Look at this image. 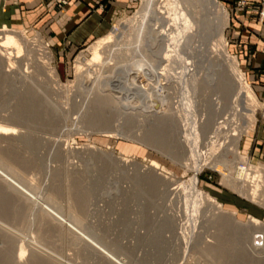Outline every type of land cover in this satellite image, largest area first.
<instances>
[{"label": "rangeland", "instance_id": "rangeland-1", "mask_svg": "<svg viewBox=\"0 0 264 264\" xmlns=\"http://www.w3.org/2000/svg\"><path fill=\"white\" fill-rule=\"evenodd\" d=\"M189 1L183 6L193 20L182 27L171 22L170 0H96L107 30L73 49L52 31L69 0H43L45 17L36 20L29 16L35 6L18 5L19 22H11L13 12L0 17L23 49L16 57L14 48L0 47V123L14 128L0 137V157L15 168L0 159L15 186L0 178L13 201L11 215L0 214L6 264H38L35 256L50 264H118L107 252L124 264H264V148L244 151L264 123V97L243 62L253 54L241 53L231 25L232 13L247 5L217 0L227 14L217 22L205 0ZM259 8L251 7L257 21ZM157 18L174 29L167 62L153 34ZM112 30L103 63L87 65L85 50ZM233 64L253 95L237 109ZM169 65L170 81L158 83L159 68ZM222 167L231 178L240 167L259 172L257 194L242 178L234 187ZM221 215L231 221L223 233ZM216 244L226 257L208 251Z\"/></svg>", "mask_w": 264, "mask_h": 264}, {"label": "bare ground", "instance_id": "bare-ground-1", "mask_svg": "<svg viewBox=\"0 0 264 264\" xmlns=\"http://www.w3.org/2000/svg\"><path fill=\"white\" fill-rule=\"evenodd\" d=\"M151 1V0H150ZM160 1V0H159ZM172 1V2H171ZM188 0H170V3L167 4V12H170L172 14V19H171V22H173V24L175 23H178L179 21H183V24L181 25L182 27H185V26H188L190 23H191V20H193L191 18V13L189 14L188 11L186 10L187 6H185L184 8V3H186ZM192 0L189 1V3L191 2ZM204 1V0H203ZM194 2V1H193ZM205 2L211 7L212 11L215 13L216 15V18H217V22L218 20H220V17H221V22H222V18L223 19H226L227 18V14H226V11L224 10L223 6L217 1V0H205ZM147 3V2H146ZM173 3V4H172ZM155 4V2H154ZM172 4V5H171ZM194 4V3H193ZM191 4V5H193ZM147 5V4H146ZM150 5V4H149ZM163 6V5H162ZM161 6V7H162ZM189 6V5H188ZM147 7V6H146ZM150 7V6H149ZM148 7V8H149ZM151 7H154L151 5ZM150 7V8H151ZM190 7V6H189ZM209 7V8H210ZM156 8V7H155ZM151 9H154V8H151ZM163 9V7H162ZM160 10V9H158ZM156 10V12L158 11ZM159 13V12H158ZM147 15V14H146ZM161 15V14H160ZM163 15V14H162ZM161 15V16H162ZM168 16V15H167ZM170 17V16H168ZM164 19V18H163ZM166 19V18H165ZM131 21V20H130ZM150 21V20H149ZM154 24H159V21H160V18H157L156 20L154 19ZM166 21V20H165ZM168 21V20H167ZM146 22V21H145ZM194 22V21H193ZM192 22V23H193ZM201 23V22H200ZM179 25V24H178ZM220 25V24H219ZM172 25L170 23H168L166 25V23L164 24H160L158 25L156 28H155V31L153 32L154 36L156 37V44L158 46V49H159V53H160V56L159 58L162 59V62H167L169 60H171L172 56H171V53H172V49H170L171 47L174 48V44L176 43L175 42V35L174 32H173V28L171 27ZM205 26V25H204ZM207 26V25H206ZM154 30V28L152 29ZM146 31V30H145ZM176 32V31H175ZM2 33V34H1ZM173 33V34H172ZM178 32H176L177 34ZM0 47H4V48H14L16 51H15V55L16 57L20 55L21 51L23 50L22 49V46H21V43L19 41V39L10 33L9 30H7V28L5 26H0ZM179 34V33H178ZM19 36V35H18ZM181 36V35H179ZM158 37V38H157ZM114 38V31L112 30L111 32H109L107 35H105L104 37H101L99 38L97 41L93 42L85 51H87V56H86V64L89 65V64H92V63H101L103 60H102V52L101 50L103 49V47L107 44H109L110 42H112ZM185 40V39H184ZM187 40V39H186ZM183 41V40H182ZM175 42V43H174ZM10 51V50H9ZM157 52V51H156ZM9 55H11V52H7ZM162 55V56H161ZM8 62V61H7ZM11 63V62H10ZM103 63V62H102ZM13 64V63H12ZM82 66L81 65H77V69H81ZM160 71L157 74V77L158 75H160V79L158 80V83L162 82V83H166L170 80H168V74L170 72H173L172 69V65H169V69L168 70L166 68V66H163L162 68H159ZM232 69V73H233V77H234V80H236V85H237V93L234 95V107L235 109L238 108L239 104L241 103L242 104V101L243 99L244 100H249V101H253V95L249 89V87L247 85H244L243 81L240 79V76L238 75V73L235 71V66L234 64L231 65V68ZM174 70V69H173ZM168 71V73H167ZM155 74V75H156ZM171 75V74H170ZM168 80V81H167ZM228 81H230L228 79ZM109 82V81H108ZM193 83V82H192ZM230 83V82H229ZM229 83H228V86H229ZM108 83H107V79L104 81L101 82L99 88H100V93L107 87ZM225 88V86H224ZM234 88V87H233ZM229 89V87H228ZM231 90V89H229ZM229 92V91H228ZM234 93V91H233ZM121 94V93H120ZM229 111V110H228ZM235 113V112H234ZM187 125V124H186ZM186 125H184V127L186 128ZM13 130L14 128L6 125V124H1L0 123V137H2L3 139L7 138L5 137V135L7 134H12L13 133ZM218 128L217 127H214V129H212L211 133L213 134L212 138L211 136L208 137L206 140L207 142H209L208 145H210V150L212 149L213 147V144L215 143L214 140L217 139V133H218ZM188 133V132H187ZM216 147V146H215ZM6 151V150H5ZM9 151V150H8ZM211 152V151H210ZM7 153V152H6ZM210 156L212 155L211 153H209ZM226 154V153H225ZM5 155V154H4ZM6 158H8L9 156H5ZM1 159V162L3 163L4 166H7V168L11 171V172H14L15 173V168L12 167L11 164H8L7 163V160L3 157H0ZM224 159V158H223ZM221 160V159H220ZM209 161V157L207 158L206 162ZM154 167V168H158V164L156 162H151L150 163V167ZM197 165H195V168H196ZM211 166H218V163L217 162H214ZM249 168V167H248ZM246 169L245 167H240L238 168L237 170V178H231L227 173H226V169L224 167H222L220 169V171L222 172V175L226 178L229 176V178L227 179L229 181V183H231L234 187H238L237 186V182L236 181L237 179H243L244 181H248L251 183V192H252V195L255 196L257 194V191L259 190V181H260V173L255 171V173L257 174H251L250 173H247V170L249 171V169ZM251 169V167H250ZM198 169L196 168L195 171H197ZM252 171V169H251ZM239 177V178H238ZM0 178L1 180L3 181V183L5 182L6 184H8L10 187H13L15 188L14 186V181L12 180L10 174L4 170V169H1L0 167ZM236 184V185H235ZM18 185V184H17ZM197 185V178L195 176H193L191 179H190V182H189V186L194 189V187ZM243 185V184H242ZM249 185V184H248ZM18 187V186H17ZM19 188V187H18ZM21 189V188H20ZM244 189V188H243ZM22 190V189H21ZM28 193V192H27ZM74 193V192H73ZM29 195V194H28ZM31 196V195H30ZM204 197H207V200L210 199L209 196H206L204 195ZM36 198V197H35ZM12 200L11 197H8L5 195V193L3 192V190L1 189L0 187V214L2 216H5V217H8L11 215V211H12V204L11 202L13 201H10ZM35 200V199H34ZM211 203V202H210ZM18 208V207H17ZM19 210V209H18ZM15 211V210H14ZM17 211V210H16ZM50 214H54L52 211H48ZM19 213V212H18ZM222 213V212H221ZM225 213V212H224ZM223 213V214H224ZM14 215V214H13ZM16 215V214H15ZM56 216V215H55ZM13 217V216H12ZM77 217V216H76ZM60 219V218H59ZM60 222L66 224V220L64 219H60ZM219 226H220V232L223 233V230H225V227H228L231 225V221L229 219L228 216L226 215H221V217L219 216L218 220H217ZM70 225V224H69ZM68 225V226H69ZM69 227H72V226H69ZM73 228V227H72ZM71 228V229H72ZM74 229V228H73ZM231 229V228H230ZM75 230V229H74ZM229 230V228L227 229V231ZM226 233V232H225ZM224 233V234H225ZM234 239V238H232ZM261 239V238H260ZM236 242H237V239H234ZM255 241H256V238H255ZM7 242V241H6ZM235 244V242H233ZM257 245H259V243H257ZM5 247V246H4ZM240 247V252L241 253H245V248L241 245L239 246ZM242 247V248H241ZM208 251H210V253L214 254L218 259L220 258H224L223 256L225 255V252H224V249L222 248V244H216V245H209L208 246ZM252 248V247H251ZM23 247H20L19 248V253L14 257V260L15 261H18L20 259V257L22 256L23 254ZM99 249V248H98ZM254 249V248H253ZM6 250V249H5ZM8 250V248H7ZM103 251H105L103 249ZM102 251V252H103ZM10 252V251H9ZM9 252L7 251H4V250H1L0 249V264H6L8 262V260H10L11 256L9 254ZM105 253V252H104ZM15 254V253H14ZM109 255L110 257H112L111 259L114 260V262H117L118 264H124V262H122L121 260H119L118 258L110 255L108 252L105 254V255ZM107 255V256H108ZM108 256V257H109ZM226 257V255H225ZM34 261L38 262V264H50L49 262H44L42 261V258L39 259L38 256H35L34 257ZM112 261V260H111Z\"/></svg>", "mask_w": 264, "mask_h": 264}, {"label": "crops", "instance_id": "crops-1", "mask_svg": "<svg viewBox=\"0 0 264 264\" xmlns=\"http://www.w3.org/2000/svg\"><path fill=\"white\" fill-rule=\"evenodd\" d=\"M43 0H0V17H7L12 12L11 22H19L18 5L22 8H32L35 6L34 14L28 13L33 18L40 19L45 17ZM96 0H81L79 5L74 4V0H69L70 4L66 6L65 13L59 16L52 31L58 40H66V46L69 49L81 46L91 39L103 35L107 28L102 20L108 21V17L102 14V11L94 8ZM121 1V0H119ZM230 6H234L237 0H226ZM260 0H246L247 9L234 11L232 13V36L240 35L241 53L247 55L252 52V57L243 59V62L249 65V73L255 78L257 88L264 97V56L261 54L262 44L264 42V27L262 28L257 21V14L252 10V6H258ZM41 7V8H40ZM53 13L54 10L52 11ZM52 13V14H53ZM26 13L24 12V15ZM17 16V18H16ZM104 17V19H102ZM6 25V24H2ZM7 26V25H6ZM237 34V35H236ZM240 46V44H239ZM253 138V139H252ZM244 141V151L250 147L259 151L264 148V123L257 128L255 138L250 134Z\"/></svg>", "mask_w": 264, "mask_h": 264}, {"label": "built area", "instance_id": "built-area-1", "mask_svg": "<svg viewBox=\"0 0 264 264\" xmlns=\"http://www.w3.org/2000/svg\"><path fill=\"white\" fill-rule=\"evenodd\" d=\"M239 5H247L246 0H240ZM259 6L260 8L258 10V21L260 24H264V0H260Z\"/></svg>", "mask_w": 264, "mask_h": 264}]
</instances>
